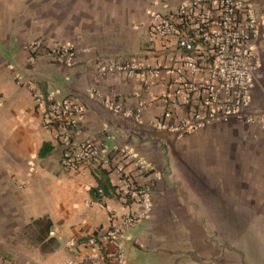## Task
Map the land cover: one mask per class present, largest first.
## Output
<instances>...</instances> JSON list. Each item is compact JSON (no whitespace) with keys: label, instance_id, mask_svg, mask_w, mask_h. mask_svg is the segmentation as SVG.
<instances>
[{"label":"crops","instance_id":"0c3cea01","mask_svg":"<svg viewBox=\"0 0 264 264\" xmlns=\"http://www.w3.org/2000/svg\"><path fill=\"white\" fill-rule=\"evenodd\" d=\"M181 2L0 0L1 235L25 230L34 221L47 218L51 222L50 238H56L66 253L54 255L53 264H62L68 252L71 255L64 242L106 229L111 214L122 216L138 209L115 193V172L85 165L73 171L62 168L54 129L46 125L44 111L36 107L31 86L57 100L78 98L86 113L75 139L92 141L110 156L114 165L123 164L121 150H129L133 158L127 168L139 185L151 191L155 203L160 198L243 197L252 186L258 190L257 198H264V70L256 79L246 115L213 124L194 136H226L238 144L232 150L218 147L219 157L213 163L203 161L205 168L195 175L200 173L203 178L214 180L219 175L221 180L200 186L191 184L181 172V167L198 170L197 164L190 162L187 149L181 147L183 163L177 167L171 159L175 137L152 126L164 114L160 95L167 87L166 76L102 75L99 71L111 62L153 58L148 51L153 44L148 12L175 10ZM36 41H42L44 47L32 62L27 47ZM68 44L76 49L73 65L60 63L45 53L46 47ZM18 72L23 85L13 79ZM105 100L120 105L124 111L140 109L142 116L136 120L114 111ZM185 112V108L177 110L178 114ZM250 117L253 122H247ZM135 158L147 162L150 175L143 179L137 176ZM101 184L106 187L103 198L95 192ZM148 219L125 235L123 245L129 252L134 248L131 244L156 233L153 226L149 228ZM152 260L153 264H170V259Z\"/></svg>","mask_w":264,"mask_h":264},{"label":"built area","instance_id":"2783aa9c","mask_svg":"<svg viewBox=\"0 0 264 264\" xmlns=\"http://www.w3.org/2000/svg\"><path fill=\"white\" fill-rule=\"evenodd\" d=\"M148 18L153 40L148 51L153 58L111 62L99 71L102 75L166 76L167 87L160 95L164 114L152 122L155 129L182 139L249 112L256 79L264 70V0H182L175 10H149ZM43 47L42 41L28 45L30 61H35L36 53ZM45 53L65 65H73L76 60V49L71 44L46 47ZM13 79L24 84L20 72ZM30 90L36 107L44 111L46 125L54 129L62 168L73 171L85 165L115 172V193L138 207L122 216L111 214L106 229L64 242L71 253L68 264H128L124 237L147 220L153 210L151 191L139 185L127 168L132 153L121 150L124 163L114 165L101 147L90 140L75 139L86 113L78 98L57 100L34 86ZM105 104L136 120L142 116L140 109L124 111L110 100H105ZM180 108L186 112L178 114ZM247 122L253 119L247 118ZM135 159L137 176L143 179L150 175L147 162ZM97 196L103 198L105 192L98 189Z\"/></svg>","mask_w":264,"mask_h":264},{"label":"rangeland","instance_id":"374dc122","mask_svg":"<svg viewBox=\"0 0 264 264\" xmlns=\"http://www.w3.org/2000/svg\"><path fill=\"white\" fill-rule=\"evenodd\" d=\"M206 130L180 140L174 138L175 144L171 145V159L177 167L183 163L181 147L187 149L190 162L197 164L198 170L180 169L187 181L199 186L221 180L219 175L215 180L203 178L200 173L195 175L205 168L202 165L206 160L213 163L219 157L216 149L232 150L238 146L226 136L194 137ZM257 194L252 186L237 198H160L158 203L153 199L148 221L156 233L131 244L135 248L132 253L123 245L128 264H153L152 259L158 258L170 259V264H264V198H257ZM14 232L0 234V264H53L54 255L65 253L62 247L54 253L43 251L31 230ZM70 259L68 252L62 264H68Z\"/></svg>","mask_w":264,"mask_h":264},{"label":"trees","instance_id":"16d2710c","mask_svg":"<svg viewBox=\"0 0 264 264\" xmlns=\"http://www.w3.org/2000/svg\"><path fill=\"white\" fill-rule=\"evenodd\" d=\"M99 189L105 192L106 187L101 184ZM97 191L98 189L95 190V192ZM25 230H31L41 244L43 251L54 253L60 250L61 246L58 240L56 238H50L51 222L47 218L34 221Z\"/></svg>","mask_w":264,"mask_h":264}]
</instances>
